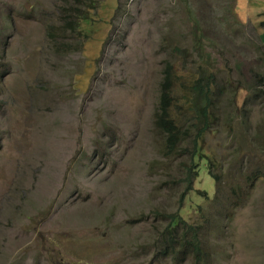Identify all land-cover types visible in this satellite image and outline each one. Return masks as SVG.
Here are the masks:
<instances>
[{"label":"rangeland","instance_id":"374dc122","mask_svg":"<svg viewBox=\"0 0 264 264\" xmlns=\"http://www.w3.org/2000/svg\"><path fill=\"white\" fill-rule=\"evenodd\" d=\"M80 5L0 0V264H173L154 232L176 210L211 264H264V0H100L67 27ZM168 64L171 117L190 128L174 155L154 122ZM197 79L213 124L189 192Z\"/></svg>","mask_w":264,"mask_h":264},{"label":"trees","instance_id":"16d2710c","mask_svg":"<svg viewBox=\"0 0 264 264\" xmlns=\"http://www.w3.org/2000/svg\"><path fill=\"white\" fill-rule=\"evenodd\" d=\"M78 6H72V10L75 12L76 20L69 21L67 27H75L77 30L80 29L81 23L89 20V16L86 11L83 9L84 6L87 8H98L100 0H75ZM77 25V27H76ZM74 28V29H75ZM10 74V71L3 73L2 78ZM175 81V74L173 73L170 64L166 67L164 75L159 85V97L157 102V110L155 112L154 122L155 126L160 129L162 132L163 140L160 142L161 145H164L167 148L169 154L174 155L179 148L183 146L182 142L185 138V135L190 133V128L183 130L181 126L178 125L177 121L171 117L170 107L173 105L172 88ZM259 85L264 84V78L260 76L258 80ZM190 92L194 93L193 98L189 99L187 104L188 110L193 111L192 120H196V138L192 143V150L189 161L185 162L181 167L183 176L186 180V187L188 191L194 189L195 180L199 177L200 168L205 164L202 163L204 159H207V156L202 152L201 142L202 138L207 133V130L212 128L213 120L211 113L210 105L212 100L210 98L211 93L208 90L207 83L197 79L194 81L192 87L189 88ZM195 91V92H193ZM256 94L260 95L261 89L256 90ZM212 114V115H211ZM244 124V123H243ZM263 145L261 149H263ZM213 158L206 160L208 163L209 174L216 180L217 194L216 196L220 197V176L215 174L212 170V161ZM203 166H202V164ZM261 173L260 169L258 172H254L248 176L250 182H252L259 174ZM240 175V174H238ZM194 177L196 179L194 180ZM188 192V193H189ZM232 193V191H231ZM186 192L181 196V203L184 200ZM205 196L210 198V194L206 191ZM225 199H231V196H225ZM225 206L230 204L229 200L222 201ZM234 207V205H232ZM203 206H200V209L203 212ZM235 209L237 207H234ZM203 218L206 216L204 212L201 213ZM160 218H164L166 223L161 226H157L154 232L155 239V257L157 260H166L173 264H179L189 258L194 259L199 264H211L215 261V255L208 251V245H205L204 239L202 237V229L204 227L196 226L191 224L188 220L184 219L179 210L175 212L167 213L161 212L157 213ZM221 219L211 220L210 218H205V223H221ZM228 219V218H227ZM162 223V221H161ZM160 223V224H161ZM213 259V260H212ZM212 260V261H211ZM211 261V262H210Z\"/></svg>","mask_w":264,"mask_h":264}]
</instances>
